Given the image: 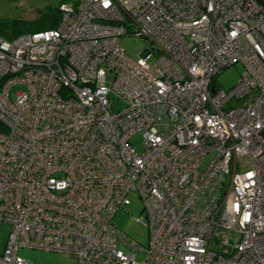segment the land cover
<instances>
[{
	"label": "built area",
	"instance_id": "1",
	"mask_svg": "<svg viewBox=\"0 0 264 264\" xmlns=\"http://www.w3.org/2000/svg\"><path fill=\"white\" fill-rule=\"evenodd\" d=\"M58 11L53 28L0 36V264H32L19 247L77 264H264V0ZM122 37L147 46L130 58ZM235 64L237 84L218 87ZM130 192L145 247L112 223Z\"/></svg>",
	"mask_w": 264,
	"mask_h": 264
},
{
	"label": "rangeland",
	"instance_id": "2",
	"mask_svg": "<svg viewBox=\"0 0 264 264\" xmlns=\"http://www.w3.org/2000/svg\"><path fill=\"white\" fill-rule=\"evenodd\" d=\"M76 0H0V22L6 24L13 20L31 21L45 10L47 6H58L60 2H72ZM28 33V32H27ZM120 45L125 54L130 58H137L139 53L147 46V42L141 38L122 37ZM243 71L241 64H235L222 69L215 77L218 87L228 90L237 84ZM109 80V78H108ZM21 86L16 85L11 88L12 96ZM110 105L113 111L123 108V103L112 94L110 95ZM136 149H141L140 136L132 139ZM213 157L212 153L205 156L201 168H205L209 160ZM129 204L121 207L113 216V225L123 234L129 236L140 246L147 245V229L134 219L142 215V202L135 192L128 195ZM11 225L7 222H0V252L3 250ZM17 254L29 260L32 264H77V261L70 257H65L60 253L46 251L36 248L19 247ZM144 259L143 253H137L135 260L140 262Z\"/></svg>",
	"mask_w": 264,
	"mask_h": 264
},
{
	"label": "trees",
	"instance_id": "3",
	"mask_svg": "<svg viewBox=\"0 0 264 264\" xmlns=\"http://www.w3.org/2000/svg\"><path fill=\"white\" fill-rule=\"evenodd\" d=\"M59 16L58 6H47L34 20L24 21L15 19L8 24L0 22V36L4 39H13L22 33L53 28L57 26ZM0 131H5V128L1 125Z\"/></svg>",
	"mask_w": 264,
	"mask_h": 264
}]
</instances>
